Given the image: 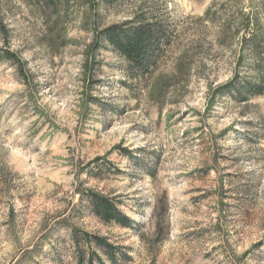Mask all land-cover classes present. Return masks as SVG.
Listing matches in <instances>:
<instances>
[{
    "label": "rangeland",
    "instance_id": "rangeland-1",
    "mask_svg": "<svg viewBox=\"0 0 264 264\" xmlns=\"http://www.w3.org/2000/svg\"><path fill=\"white\" fill-rule=\"evenodd\" d=\"M99 1L0 0L21 64L0 61V264H74L73 230L121 264H264V96L219 97L264 75V0ZM141 13L172 40L135 78L91 45ZM87 192L133 226L100 222Z\"/></svg>",
    "mask_w": 264,
    "mask_h": 264
},
{
    "label": "trees",
    "instance_id": "trees-1",
    "mask_svg": "<svg viewBox=\"0 0 264 264\" xmlns=\"http://www.w3.org/2000/svg\"><path fill=\"white\" fill-rule=\"evenodd\" d=\"M170 32V28L158 21L156 16L150 17L147 13L136 14L126 23L111 25L95 32L91 51L98 52L105 48L104 46L111 48L126 61L129 74L140 78L150 75L160 62L171 43ZM0 61L11 63L16 69L21 67L19 59L7 50H0ZM220 90V98L229 96L240 102H247L252 97L264 96V75L257 82L234 78L227 85L220 87ZM81 201L86 204L84 209L88 213L106 225L112 224L124 229L133 226L131 220L119 211L117 202L111 198L87 192L82 195ZM71 245L76 252L73 257L74 264H121L129 260L127 254L109 244L106 239L76 230L72 231Z\"/></svg>",
    "mask_w": 264,
    "mask_h": 264
}]
</instances>
